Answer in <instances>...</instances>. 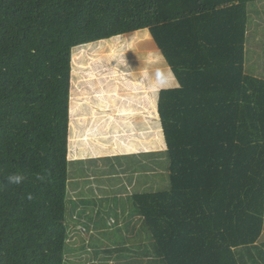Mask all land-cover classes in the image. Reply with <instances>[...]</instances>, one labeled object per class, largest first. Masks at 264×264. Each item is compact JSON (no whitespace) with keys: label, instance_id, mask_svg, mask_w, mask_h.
Listing matches in <instances>:
<instances>
[{"label":"trees","instance_id":"16d2710c","mask_svg":"<svg viewBox=\"0 0 264 264\" xmlns=\"http://www.w3.org/2000/svg\"><path fill=\"white\" fill-rule=\"evenodd\" d=\"M260 2L0 0V264H264ZM144 30L177 83L156 104L169 185L92 216L67 199L73 51Z\"/></svg>","mask_w":264,"mask_h":264},{"label":"rangeland","instance_id":"374dc122","mask_svg":"<svg viewBox=\"0 0 264 264\" xmlns=\"http://www.w3.org/2000/svg\"><path fill=\"white\" fill-rule=\"evenodd\" d=\"M249 11L245 69L248 75L264 78V2L250 4ZM70 84L69 136L73 142H69V157L73 161L69 165L67 199L91 201V207L86 209L92 216L100 210L109 212L110 219L115 220L122 212L126 213L123 219L128 220L132 194L169 185L156 104L159 90L176 88L177 83L144 30L74 50ZM125 109L129 113L138 110L134 117L140 120L134 130L143 127L139 124L143 119L147 129L141 133L128 131L120 123L122 130H114L113 114ZM86 136L91 140H86ZM144 137L149 139L146 148L153 156H117L127 150L120 141H133L137 145ZM136 145H131L129 151L133 148L138 151ZM127 224L128 221L126 227L120 226L123 227L119 230L120 237L129 234L131 227ZM115 229H105L109 233L106 239L96 235L95 243H109ZM78 260L72 258L74 262Z\"/></svg>","mask_w":264,"mask_h":264},{"label":"crops","instance_id":"0c3cea01","mask_svg":"<svg viewBox=\"0 0 264 264\" xmlns=\"http://www.w3.org/2000/svg\"><path fill=\"white\" fill-rule=\"evenodd\" d=\"M135 34V33H134ZM133 35V34H132ZM259 78V77H258ZM123 97V96H122ZM124 98V97H123ZM126 98H130V97H126ZM128 109V108H127ZM127 109H125L124 111L125 112H122V111H120V112H118V113H115V114H113V122H114V130H116L117 132H119L120 130H122V128H120L119 127V125H120V123H123V125H125L126 127H125V129H128V131L130 130H133L134 132H142V131H145L146 129H147V127L148 126H146V127H144L145 125H146V123L145 122H142V121H140L139 122V124H143V127H141V128H138V129H136V130H134L135 128H136V126L138 125V123H136V122H138V120H140L138 117H134L136 114H137V111L135 112V111H131L130 113L129 112H127ZM146 118V117H145ZM146 121V120H145ZM113 125H112V127H113ZM136 125V126H135ZM149 125V124H148ZM140 127V126H139ZM134 128V129H133ZM113 129V128H112ZM69 131H70V126H69ZM134 139V138H133ZM147 140H149V139H146V137H144V139L143 140H139L138 141V143L139 144H135L133 141L132 142H130V141H125V142H123V141H120L121 142V145L123 146V147H127V150H125V148H124V152L123 153H121V154H117V156H128V154H130V156H133V157H135V156H141V155H144V156H151V154H152V152L150 151H148L147 150V148H146V145L148 144V142H147ZM69 142H73V140H70V136H69ZM75 142V141H74ZM132 143H134V144H132ZM147 143V144H146ZM131 145L133 146V145H136V147L137 146H139V150L138 151H136L134 148L133 149H130L132 152H130L129 151V148L131 147ZM133 147H135V146H133ZM70 150V149H69ZM148 151V152H147ZM125 153V154H124ZM71 156V155H70ZM68 158H69V161L70 162H72L73 160H72V158H70L69 156H68ZM81 160H84L83 158H81Z\"/></svg>","mask_w":264,"mask_h":264}]
</instances>
